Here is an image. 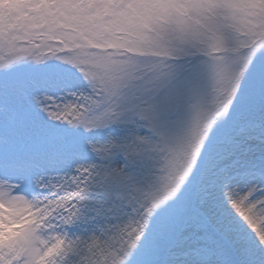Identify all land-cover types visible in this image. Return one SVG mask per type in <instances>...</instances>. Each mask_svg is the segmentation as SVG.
I'll use <instances>...</instances> for the list:
<instances>
[{"label": "snow or ice", "instance_id": "snow-or-ice-1", "mask_svg": "<svg viewBox=\"0 0 264 264\" xmlns=\"http://www.w3.org/2000/svg\"><path fill=\"white\" fill-rule=\"evenodd\" d=\"M0 264H264V0H0Z\"/></svg>", "mask_w": 264, "mask_h": 264}, {"label": "rangeland", "instance_id": "rangeland-1", "mask_svg": "<svg viewBox=\"0 0 264 264\" xmlns=\"http://www.w3.org/2000/svg\"><path fill=\"white\" fill-rule=\"evenodd\" d=\"M176 68L177 80L175 86L184 94L185 104H190L194 101H192L191 97L188 95V90L192 86L199 84L202 80V73L199 69V60L193 57L181 58L176 62ZM148 75H151V73ZM145 95L143 89L134 90L125 101L126 107H131L137 103L138 98H143ZM161 95H163V93H161ZM134 120V116L131 113H128L123 124L101 130L97 135L101 140L106 139L109 134L124 137L128 133L135 131ZM136 123H139V121H136Z\"/></svg>", "mask_w": 264, "mask_h": 264}]
</instances>
